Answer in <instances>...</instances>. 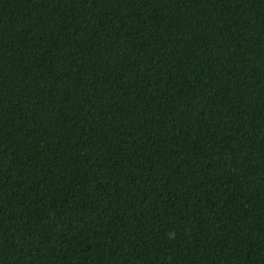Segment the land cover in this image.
Returning <instances> with one entry per match:
<instances>
[{
	"label": "trees",
	"instance_id": "16d2710c",
	"mask_svg": "<svg viewBox=\"0 0 264 264\" xmlns=\"http://www.w3.org/2000/svg\"><path fill=\"white\" fill-rule=\"evenodd\" d=\"M0 264H264V0H0Z\"/></svg>",
	"mask_w": 264,
	"mask_h": 264
}]
</instances>
